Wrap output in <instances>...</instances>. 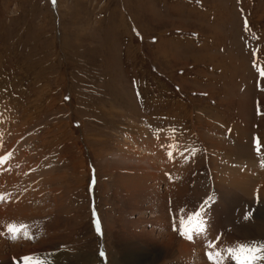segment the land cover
<instances>
[{
    "label": "rangeland",
    "instance_id": "obj_1",
    "mask_svg": "<svg viewBox=\"0 0 264 264\" xmlns=\"http://www.w3.org/2000/svg\"><path fill=\"white\" fill-rule=\"evenodd\" d=\"M0 119L21 139L11 155L25 146L33 161L53 166L51 186L64 189L60 208L75 225L51 250L70 252L73 264H116L108 225L126 214L108 175L122 166L111 152L163 148L180 136L183 148L169 152L192 175V204L181 209L179 238L207 248L213 264L207 253L218 249L209 245L220 239L209 227L215 215L204 210L221 201V234H234L237 248H264V197L256 191L264 183V0H0ZM226 156L230 168H248L251 192L217 195L213 173L227 169ZM31 227L40 246L39 224Z\"/></svg>",
    "mask_w": 264,
    "mask_h": 264
},
{
    "label": "bare ground",
    "instance_id": "obj_2",
    "mask_svg": "<svg viewBox=\"0 0 264 264\" xmlns=\"http://www.w3.org/2000/svg\"><path fill=\"white\" fill-rule=\"evenodd\" d=\"M39 100L36 99L37 102ZM37 111L36 109L38 114ZM5 123L4 119H0V197H3L0 202L3 201L4 204L0 205V264H14V262L19 264H73L74 257L70 252L51 250L53 242L64 234L63 228L75 225V221L70 216L65 215L64 212L66 210L63 207L66 203L63 201L65 199L64 194H66H62L64 189L62 190L59 186H51L58 178L53 172V166L51 164L46 166V163L41 164L40 159L33 161V156L30 154L31 150L24 148L25 146L19 147L16 156L11 155L10 153L15 152L14 146L17 144L19 146L21 139L15 131L8 130ZM180 137L182 139L180 142L172 139L170 145L163 148L155 149L151 144L149 147H142L143 149L140 146L139 148L127 146L120 147L118 152H111L116 164L121 162L122 166L115 164L117 167L113 165L108 169L107 165L106 169H108V175L113 174L112 176L118 183L119 211L123 209L124 214H126L123 217V213H120L115 219L116 222L108 225V229L114 234V246L117 251L116 264L209 263H206L202 252L207 248L201 251L197 243L192 245L184 239L181 240L178 236V229H181L185 223L179 218L182 215L181 209L192 204V201L188 203L191 190L186 185L189 184L190 180L188 179H191L192 175L189 171L183 170L181 172L185 161L183 162V159L180 161L175 157L176 151L175 156L169 152L171 148V150L183 148L180 143L185 145L186 140L182 136ZM157 143L159 142L157 141ZM212 146L213 149L210 153L213 154V162L216 164L221 150L215 143ZM9 154L10 156H8ZM226 157L227 169L222 172L219 168H215V173L212 171L214 190L217 195L220 194V188H222L224 198L228 195L232 196L240 188H243L244 191L249 189L251 192L256 184L252 183L253 180L247 176L248 168V173L239 172L238 167L230 168L231 162L229 161L232 156ZM33 167L36 168L28 171ZM262 174H264V170H262ZM222 184L225 185L221 186ZM171 190H176L177 193L173 194ZM258 190L262 192L264 197V183L261 184L260 182L256 191ZM170 196L174 199L172 205H175L172 206V213L175 218L173 224L170 223L171 209L168 208ZM56 197L59 199L56 200ZM51 199L55 201L52 203V201L50 202ZM61 201L64 203L62 204ZM66 201L68 200L66 199ZM54 206L63 207L64 210L60 208L56 215L53 214L54 212L51 213L52 211L49 213V209ZM57 207L55 210L58 209ZM179 210L181 211L179 212ZM224 212L227 215L228 205L226 207L221 201L215 206L210 204L204 210V213L208 215L213 213L216 217L215 222L209 227L213 235L217 236L216 239L214 236L212 238L215 241L220 239L216 243L217 251L220 250L218 252L220 255L217 257L222 264H239L237 255H229L228 250L232 249L238 253L241 247L245 248V245L240 243L237 248L236 242L233 241L235 239L234 234L230 235L229 231L221 234L222 227L225 228V226H221L222 221L218 226V219ZM35 224H39L40 232L43 233L40 246L33 242L35 237L31 229L35 232V228L31 226ZM9 228H14L16 234L22 231L23 236L21 238L17 236V239L14 240L12 238L13 233L10 232V237L14 243L10 242L7 235ZM251 236L253 235L250 233L244 237ZM257 264H264V260L257 258Z\"/></svg>",
    "mask_w": 264,
    "mask_h": 264
},
{
    "label": "snow or ice",
    "instance_id": "obj_3",
    "mask_svg": "<svg viewBox=\"0 0 264 264\" xmlns=\"http://www.w3.org/2000/svg\"><path fill=\"white\" fill-rule=\"evenodd\" d=\"M53 2H55V0H53ZM0 199H3V197H0ZM245 218H248V217L246 216ZM97 230L99 231V221H97ZM9 232L13 233L12 238L14 240L17 239L16 230L14 228H9ZM186 238L189 241H191L193 239V236L191 234H186ZM209 247L215 249L216 245L213 242L209 245ZM228 251H229V255H234V254L237 255L239 264H257V258H259L260 260H264V248L254 249V248L241 247L238 253L234 252V250L232 249H229ZM207 255H208L209 260L213 261V264H219L218 261L214 260V256H219L220 253L209 252L207 253Z\"/></svg>",
    "mask_w": 264,
    "mask_h": 264
}]
</instances>
